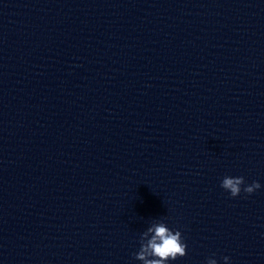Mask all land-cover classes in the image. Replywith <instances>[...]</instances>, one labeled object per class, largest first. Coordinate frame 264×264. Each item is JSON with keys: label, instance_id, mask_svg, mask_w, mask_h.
Wrapping results in <instances>:
<instances>
[{"label": "water", "instance_id": "obj_1", "mask_svg": "<svg viewBox=\"0 0 264 264\" xmlns=\"http://www.w3.org/2000/svg\"><path fill=\"white\" fill-rule=\"evenodd\" d=\"M161 221L168 264L264 237V0H0V264H142Z\"/></svg>", "mask_w": 264, "mask_h": 264}, {"label": "clouds", "instance_id": "obj_2", "mask_svg": "<svg viewBox=\"0 0 264 264\" xmlns=\"http://www.w3.org/2000/svg\"><path fill=\"white\" fill-rule=\"evenodd\" d=\"M245 185L244 177L225 176L221 181V187L228 191L231 197L240 195ZM261 188L258 181L243 187V192L251 195ZM187 245L183 242L180 231L171 230L164 221L152 224L141 234L140 249L135 253V259L142 264H168L169 260H176L186 255ZM229 257H223L225 264H228ZM207 264H217L216 259L209 258Z\"/></svg>", "mask_w": 264, "mask_h": 264}]
</instances>
